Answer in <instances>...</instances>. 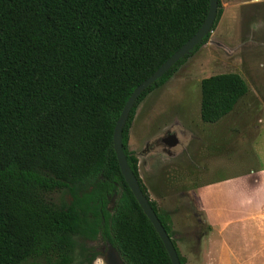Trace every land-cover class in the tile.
<instances>
[{
	"label": "trees",
	"instance_id": "1",
	"mask_svg": "<svg viewBox=\"0 0 264 264\" xmlns=\"http://www.w3.org/2000/svg\"><path fill=\"white\" fill-rule=\"evenodd\" d=\"M209 0H0V264L89 263L102 240L125 264H172L120 172L113 129L128 97L201 26ZM223 12L218 0L211 31ZM210 31V32H211ZM210 32L136 99L122 132L127 162L138 104L163 85ZM227 72L200 81V118L215 123L246 94ZM118 192L112 210L110 198ZM68 196L55 202L52 194Z\"/></svg>",
	"mask_w": 264,
	"mask_h": 264
},
{
	"label": "rangeland",
	"instance_id": "2",
	"mask_svg": "<svg viewBox=\"0 0 264 264\" xmlns=\"http://www.w3.org/2000/svg\"><path fill=\"white\" fill-rule=\"evenodd\" d=\"M220 1L223 12L216 27L210 32L208 41L167 82L152 90L138 104L129 129V149H137L143 154L147 151L146 140L153 139L154 135L163 130L173 131L177 137H181V159L179 156H165L163 159L160 151L154 156V164L159 171L171 167L175 171L181 165V175L173 172L171 176L177 181V186L166 189L165 198L181 202V228L171 223L172 235L181 255V239L186 238L184 225L199 229L198 252L195 255L190 253L194 264H223L222 261L217 262L219 258H223L226 264H231L233 259V251L230 250L232 246L212 247L204 241L210 235H220L218 243L220 239L226 238L227 232H221L220 228L229 215L219 217L218 221H210L209 209L201 208L192 194L194 185L200 180L205 182L209 177L222 180L239 174L236 178H242L250 170L257 169V165L264 164V0ZM227 72L239 74L246 82L247 92L222 120L204 123L199 111L200 81L204 77ZM213 148L218 151V162L214 163L209 173L210 150ZM148 163L144 162V169ZM143 174L147 182L149 171L144 170ZM161 180L162 177L159 181ZM117 195L118 192H115L110 198V211ZM150 195V199L154 201L155 195ZM233 196L241 199V190L235 188ZM52 198L57 202L67 200L68 196L54 193ZM205 204H209L208 200ZM157 207L165 211L158 205ZM245 228V224L239 226L234 242L237 244L238 238L246 236L245 239L249 238L252 244L250 249L245 247L238 251L239 255H243L242 260L235 261L234 264H262L264 245H259L260 243L242 233ZM86 244L93 245L102 253V240ZM255 253L261 255L260 261L255 260ZM89 255L90 252L84 254L77 247L73 264H104L102 257H96L89 263Z\"/></svg>",
	"mask_w": 264,
	"mask_h": 264
},
{
	"label": "crops",
	"instance_id": "3",
	"mask_svg": "<svg viewBox=\"0 0 264 264\" xmlns=\"http://www.w3.org/2000/svg\"><path fill=\"white\" fill-rule=\"evenodd\" d=\"M165 132L166 131L163 130V132L154 135L153 139L146 140V153H139L137 149L130 150L136 153L138 159L139 177L142 184L145 186L147 193L149 195L153 193L155 195L154 201L156 204L165 211L170 212L169 215L172 225H177L181 228V217H179V213H181V202L175 199H173V201H168L165 198L166 189L177 186V181L173 180L171 176L173 175V172H177L179 175H181V165H178L177 168H175V171L172 169V167L169 169H161L159 171V169H157L154 164V156H156L160 151L163 153L161 154V158L163 159L165 156L169 158L172 156H179L181 159V137L178 135V137H180L178 138L179 144L174 149L172 148V150L169 152L161 149L160 147L152 148L149 146L150 143L161 137ZM210 151L211 170L209 169V173L212 171V166L214 167V163L218 162V151L214 150V148ZM262 153L264 154V152ZM147 161L149 163L144 169V162L147 163ZM144 170L149 171L150 174L147 182L144 178ZM238 175L239 174H233L226 177V179L223 178L222 180H213L210 177L205 182H201L200 180L194 185V191L192 193L201 208L209 209L208 211L210 221H218L219 217L229 215L220 228L221 232H227L226 238L220 239V242L218 243L221 236L210 235L207 239L205 237L204 241L209 243V245L212 247L213 245H215L214 247H220L223 245L228 248L229 246H232L230 248V250L233 251V259L231 264H234L235 261L242 260L243 255H239L238 251L244 250L245 247L246 249H250L252 244L249 238L247 240L245 239L246 236L238 238L237 244L234 242V236L237 231L240 230V225H246V228L242 233H245L251 238V240L254 239L257 243H260L259 245H264V164L261 163L257 165V169L250 170L247 176L236 178ZM160 177H162L161 181H159ZM235 188L237 190H241V199H235L233 196ZM207 200L209 204H205V201ZM235 212H240V214L234 215ZM198 220L200 221V219ZM184 228L186 230V238L181 239V249L183 250L182 255L186 259V264H194V260L191 258L190 253L195 255L196 252H198V240H200V237H198L197 233L199 229H195L193 226L188 224L186 226L184 225ZM254 258L257 261H260L262 257L260 254L255 253ZM221 261L223 264H226V261L223 260V258H219L217 262L220 263ZM262 264H264V261Z\"/></svg>",
	"mask_w": 264,
	"mask_h": 264
},
{
	"label": "water",
	"instance_id": "4",
	"mask_svg": "<svg viewBox=\"0 0 264 264\" xmlns=\"http://www.w3.org/2000/svg\"><path fill=\"white\" fill-rule=\"evenodd\" d=\"M217 6L218 0H209L208 13L197 31L179 49H177L170 57H168L149 77L144 79L139 85L135 87V89L132 91L127 101L125 102L113 129V149L116 155L120 172L143 213L147 216L157 234L159 235L160 239L162 240L172 264L181 263L169 235L167 234L157 214L149 204L147 197L142 192L139 182L127 162L122 145V132L124 125L129 117L130 111L139 95L147 87L152 85L158 78H160L164 73H166L179 59L188 55L194 48V46L200 43L203 37L211 31V27L216 17ZM177 143V136L173 134L171 135L169 142H167V146L169 148H172L177 145ZM102 258L105 264H125L115 247L108 243L106 245V250L102 254Z\"/></svg>",
	"mask_w": 264,
	"mask_h": 264
},
{
	"label": "flooded vegetation",
	"instance_id": "5",
	"mask_svg": "<svg viewBox=\"0 0 264 264\" xmlns=\"http://www.w3.org/2000/svg\"><path fill=\"white\" fill-rule=\"evenodd\" d=\"M179 133L181 135V132H178V134ZM173 134H175L177 136V134L175 132L168 130L161 137H159L158 139H156L152 143H150L149 146L152 147V148L153 147H160L161 149H164L165 151L169 152V151L172 150L173 147L169 148L167 146V142H169V139H170L171 135H173ZM177 139H178V137H177ZM178 144H179V140H178L177 145ZM177 145H175V146H177ZM106 245H107V243L104 242V245H103V247L101 249L102 253H100L97 257H102L103 252L106 250ZM102 260H103V258H102Z\"/></svg>",
	"mask_w": 264,
	"mask_h": 264
},
{
	"label": "bare ground",
	"instance_id": "6",
	"mask_svg": "<svg viewBox=\"0 0 264 264\" xmlns=\"http://www.w3.org/2000/svg\"><path fill=\"white\" fill-rule=\"evenodd\" d=\"M103 263H104V261H103ZM105 264V263H104Z\"/></svg>",
	"mask_w": 264,
	"mask_h": 264
}]
</instances>
